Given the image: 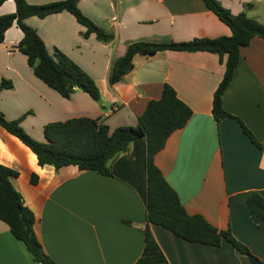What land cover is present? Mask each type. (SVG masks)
<instances>
[{
  "label": "crops",
  "instance_id": "0c3cea01",
  "mask_svg": "<svg viewBox=\"0 0 264 264\" xmlns=\"http://www.w3.org/2000/svg\"><path fill=\"white\" fill-rule=\"evenodd\" d=\"M26 1L45 5L64 0ZM217 1L234 15L246 12L264 22V0ZM79 8L114 40L86 38V29L68 12L26 23L51 55L59 50L94 79L100 101L80 90L66 99L37 78L18 49L23 33L15 24L0 43V84L12 85L0 93V112L39 141H45L46 125L78 118L100 120L113 131L136 126L148 104L161 98L164 86H172L193 116L155 156L156 166L190 215L230 231L264 264V223L247 205L252 193L264 197V40L253 38L242 48L223 95L231 116L218 122L212 112L214 93L226 69L218 55H137L134 70L110 83L113 63L132 43L230 36V28L201 0H80ZM15 12L10 0L0 8V17ZM145 147L144 139L137 140L119 156L112 163L114 177L75 166L56 171L41 167L32 150L0 126V165L18 172L12 184L36 216L35 231L47 255L58 264H247L227 241L219 247L190 243L149 224L142 196L147 188ZM148 226L160 253L140 263ZM0 264H40L1 220Z\"/></svg>",
  "mask_w": 264,
  "mask_h": 264
},
{
  "label": "trees",
  "instance_id": "16d2710c",
  "mask_svg": "<svg viewBox=\"0 0 264 264\" xmlns=\"http://www.w3.org/2000/svg\"><path fill=\"white\" fill-rule=\"evenodd\" d=\"M8 1L10 0H0V8ZM12 1L16 5V12L0 17V43L4 42L6 32L16 24L23 33L18 49L27 57L28 64L37 78L66 99H70L76 90H80L95 101H100V91L94 79L59 50L56 49L51 55L37 31L27 25L26 21L32 17L44 19L68 12L86 29V38L95 35L99 41L108 43L114 40V36L81 12L80 0H64L45 5H32L26 0ZM201 1L230 28V36L195 39L189 42L132 43L128 46L125 56L113 63L111 85L122 81L134 70L133 62L137 55L154 56L167 51L209 52L218 55L226 68L214 93L212 112L218 122L230 117L223 107V95L235 76L242 48L248 46L253 38L260 37L264 40V22L249 17L246 12L234 15L217 0ZM10 88L12 85L4 81L0 84V93ZM192 116V109L178 98L172 86L166 84L161 98L148 104L136 126H122L111 131L97 119H71L46 125L45 141L28 135L19 121H9L2 112L0 126L29 147L37 156L41 167L51 166L59 171L75 166L80 171H92L105 177L116 176L112 163L128 152L135 141L144 139L147 188L142 192V196L149 224L161 226L190 243L219 247L223 241H227L248 264L247 256L251 255L249 249L237 241L230 231H219L203 216L190 215L155 164V156L165 148L170 136L184 128ZM241 124L245 134L258 144L252 133ZM17 177L18 172L0 165V220L9 227L15 239L25 244L36 262L58 264L47 255L35 231L36 216L12 184L11 179ZM32 182L37 183L35 177ZM247 205L252 214L264 223V197L259 193H252L247 198ZM159 251L148 226L145 230V252L140 263L150 256L156 257Z\"/></svg>",
  "mask_w": 264,
  "mask_h": 264
},
{
  "label": "water",
  "instance_id": "95a60500",
  "mask_svg": "<svg viewBox=\"0 0 264 264\" xmlns=\"http://www.w3.org/2000/svg\"><path fill=\"white\" fill-rule=\"evenodd\" d=\"M247 260H248L249 264H263L259 259H257L253 255H248Z\"/></svg>",
  "mask_w": 264,
  "mask_h": 264
}]
</instances>
